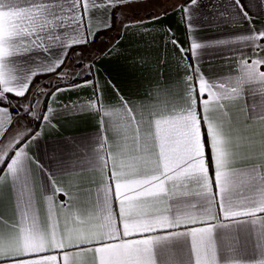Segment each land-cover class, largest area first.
<instances>
[{
  "label": "snow or ice",
  "instance_id": "obj_1",
  "mask_svg": "<svg viewBox=\"0 0 264 264\" xmlns=\"http://www.w3.org/2000/svg\"><path fill=\"white\" fill-rule=\"evenodd\" d=\"M141 3L0 0V264H264V11L210 3L205 21L231 27L208 41L201 0H181L185 42L158 29L176 53L171 79L161 69L141 100L106 79V101L95 62L172 7L143 20ZM209 48L228 56L205 66ZM88 85L87 101L61 108L97 127L41 151L49 93Z\"/></svg>",
  "mask_w": 264,
  "mask_h": 264
},
{
  "label": "crops",
  "instance_id": "obj_2",
  "mask_svg": "<svg viewBox=\"0 0 264 264\" xmlns=\"http://www.w3.org/2000/svg\"><path fill=\"white\" fill-rule=\"evenodd\" d=\"M167 0H142L139 5L140 11L137 19L147 20L148 17L144 15L145 12L150 15H155V12L160 7L172 6L166 16L153 21L152 23L143 24L145 28H156L157 31H153L147 34H142L134 30L124 31L118 38V42L113 49V55L104 57L103 59L95 62V67L100 71L97 74L101 84L105 87V100L111 101L115 98V93L111 89V86L106 84V79H111L112 83L121 89V91L129 98L134 97L137 100H141L149 96V90L155 83L160 80V70L163 69L164 80L169 81L173 75L170 72V66L173 65V57L176 55L173 50V46L169 42L165 44V35L158 31L159 26L168 24L173 30L176 31L177 37L182 43L185 42L184 27L179 21V10L175 8V5L180 3L181 0H172L168 5L165 4ZM220 3L225 6L228 4V0H201L200 15L194 17L201 21H205V17H208V7L210 3ZM158 6V7H157ZM251 14L255 15L257 12L264 11V4H260L259 0L254 5L249 6ZM264 18L258 16L256 22L259 19ZM212 19V17H208ZM231 27L230 24L221 21L218 25H214L205 21L198 29V35L204 40L212 41L220 39V33L226 32ZM111 39H117L112 36ZM185 47L187 44L185 43ZM145 57V63L140 64L138 58ZM167 56V60L164 63L159 61L164 60ZM228 56V53L221 48H209L206 50V54L202 57L205 66L209 64L218 65L224 62V58ZM86 79H92V76L86 75ZM39 80H48L49 76H38ZM41 88H48L47 84L40 85ZM92 96L91 85L79 88L74 91H63L56 97H51L49 93V99L54 101L52 107L57 109L53 115L52 125L43 124L42 136L40 138L41 151L47 143L52 141H58L66 136H84L97 127L96 121L93 120L87 113L80 112L72 109H62L61 105H66L70 101L84 100L87 101ZM248 102H252V98L248 99ZM48 103L47 101L45 102ZM40 128L41 125H36ZM33 153L36 152V148L31 149ZM243 163V162H240ZM236 166H240L238 163ZM59 199H64L63 194H60Z\"/></svg>",
  "mask_w": 264,
  "mask_h": 264
},
{
  "label": "rangeland",
  "instance_id": "obj_3",
  "mask_svg": "<svg viewBox=\"0 0 264 264\" xmlns=\"http://www.w3.org/2000/svg\"><path fill=\"white\" fill-rule=\"evenodd\" d=\"M171 1H172V0H167L165 4L168 5L169 3H171ZM157 7H158V6H157Z\"/></svg>",
  "mask_w": 264,
  "mask_h": 264
},
{
  "label": "trees",
  "instance_id": "obj_4",
  "mask_svg": "<svg viewBox=\"0 0 264 264\" xmlns=\"http://www.w3.org/2000/svg\"><path fill=\"white\" fill-rule=\"evenodd\" d=\"M115 29L112 30V32L114 33Z\"/></svg>",
  "mask_w": 264,
  "mask_h": 264
}]
</instances>
